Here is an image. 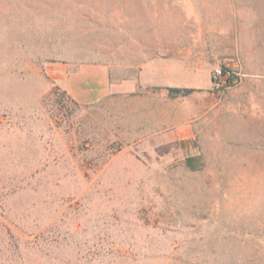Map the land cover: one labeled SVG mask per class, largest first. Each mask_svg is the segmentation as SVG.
Listing matches in <instances>:
<instances>
[{
	"label": "rangeland",
	"instance_id": "rangeland-1",
	"mask_svg": "<svg viewBox=\"0 0 264 264\" xmlns=\"http://www.w3.org/2000/svg\"><path fill=\"white\" fill-rule=\"evenodd\" d=\"M129 40L201 86L170 96L189 142L68 94ZM0 264H264V0H0Z\"/></svg>",
	"mask_w": 264,
	"mask_h": 264
},
{
	"label": "crops",
	"instance_id": "crops-1",
	"mask_svg": "<svg viewBox=\"0 0 264 264\" xmlns=\"http://www.w3.org/2000/svg\"><path fill=\"white\" fill-rule=\"evenodd\" d=\"M162 43L164 45L152 53V58L144 59L141 54L146 50L143 51L140 46L135 49L132 46V40H129V60L128 62L114 63L113 74L110 73L107 65L100 63L82 62L74 66L67 70L64 79L68 94L83 105H93L106 98H111L114 113L120 119L119 125L123 129L128 125L129 120H134L137 137H161L160 143L176 140L183 143V140L186 139L189 142L195 136V132L190 121L184 122V107L179 105L176 113L173 110L170 112V96H178V102L181 98L179 94H171L170 88L185 87L184 85L174 87L169 82L170 67L167 58L170 48L165 46L166 41H162ZM176 48L178 49L176 54L182 57L191 53V51L186 52L184 47ZM195 54L200 59L202 53L199 49L193 52V56ZM231 58L228 49H220L217 54L219 61H228ZM209 82L206 80L208 87H210ZM188 88L196 91L201 86L193 83L189 84ZM148 120L152 121L150 127L146 123ZM194 120L195 118H193ZM171 122L173 126H171Z\"/></svg>",
	"mask_w": 264,
	"mask_h": 264
},
{
	"label": "trees",
	"instance_id": "trees-1",
	"mask_svg": "<svg viewBox=\"0 0 264 264\" xmlns=\"http://www.w3.org/2000/svg\"><path fill=\"white\" fill-rule=\"evenodd\" d=\"M224 72H226V71H224ZM227 78H228V80L230 82H233L235 80L234 75H229V77H227ZM190 91H192V88H170V93L173 94V95L186 94L187 92H190ZM193 160H194V157H189L188 158L187 161H188V164L190 166H193V163H192Z\"/></svg>",
	"mask_w": 264,
	"mask_h": 264
},
{
	"label": "built area",
	"instance_id": "built-area-1",
	"mask_svg": "<svg viewBox=\"0 0 264 264\" xmlns=\"http://www.w3.org/2000/svg\"><path fill=\"white\" fill-rule=\"evenodd\" d=\"M225 72L223 71L222 68H217L215 71H214V79L215 81L220 84L222 82V77L225 76Z\"/></svg>",
	"mask_w": 264,
	"mask_h": 264
}]
</instances>
